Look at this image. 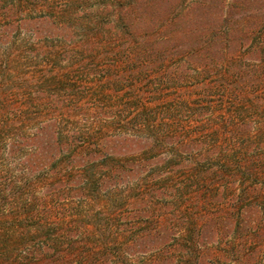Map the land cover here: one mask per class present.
I'll return each instance as SVG.
<instances>
[{"label": "rangeland", "instance_id": "rangeland-1", "mask_svg": "<svg viewBox=\"0 0 264 264\" xmlns=\"http://www.w3.org/2000/svg\"><path fill=\"white\" fill-rule=\"evenodd\" d=\"M103 1L66 4L65 0H53L43 9L18 0H0V178L19 183L28 179V185L40 196L43 184L51 181L52 171L71 169L70 157L86 141L91 139L95 149L105 153L106 144L130 131L134 118L144 110L150 113L151 143L155 145L161 136L167 140L145 153L140 146L128 143L117 154V162L128 170L126 178L114 187L120 189L107 196L118 201L105 214L114 218L112 224L123 226L127 215L140 207L129 204L130 187L135 189L131 197L157 183L160 187L180 184L186 194L192 190L188 186L190 174L184 171L189 163L199 161L203 170L224 167L225 173L257 159L254 164L259 174L254 173L252 180L229 181L220 172L211 189L214 208L236 203L239 208L232 209V216L248 217L246 204L259 200L244 191L261 183L264 171V0H209L210 4L198 10L202 20L193 26L196 35L183 34L191 29V23L183 25L181 14L192 11L200 3L197 0H178L181 12L174 27L163 21L165 13L144 6L140 16L146 18L130 29L136 32L133 39L128 38L132 32L124 29L123 33L117 25L119 10L111 12V20L105 11L100 12ZM167 2L158 8L167 11ZM151 13L153 21L148 19ZM222 23L231 26L227 35L231 47L223 54L218 50L224 46L221 40L227 42L223 34L217 37L214 50L190 51L203 39L198 34L216 30ZM135 40L139 44L135 45ZM144 43L152 50L150 56L135 50ZM214 57L218 59L213 61ZM220 58L243 68L222 71L216 64ZM74 131L81 132L78 139L70 140ZM55 136L58 146L51 142ZM185 142H191L193 148L181 156L178 145ZM174 153L179 156H171ZM227 157L232 165L223 166ZM184 159L188 163L182 162ZM168 169L174 171L170 179L153 181L159 175L167 176ZM173 191L172 187L167 193L160 190V196L145 206L143 214L161 215L172 201ZM102 205L97 203L94 209L86 205L84 209L100 211ZM56 216L42 222L50 224L51 238L65 243L66 224L56 227ZM66 217L65 223L72 221ZM38 222L41 219L25 223L23 244L12 256L19 257L21 264L24 260L26 264H47V259L50 264L58 259L69 264L72 258L67 246L61 244L45 252L41 248L44 235L29 232V225ZM76 233L82 239L86 231L81 228ZM151 250L137 259L143 261L157 253V249Z\"/></svg>", "mask_w": 264, "mask_h": 264}, {"label": "trees", "instance_id": "trees-1", "mask_svg": "<svg viewBox=\"0 0 264 264\" xmlns=\"http://www.w3.org/2000/svg\"><path fill=\"white\" fill-rule=\"evenodd\" d=\"M165 1L104 0L100 12L105 11L107 20H111V12L119 10L121 15L115 20L123 33L125 31L132 32L130 31L132 25L139 19L146 18L140 16L144 6L154 7L156 11L160 10L162 15L165 13L163 21L167 22L169 27H174L181 12L178 7L180 3L178 0H167L169 9L165 11L158 8ZM18 2L20 4L24 2L29 6L34 4V7L39 6L48 9L49 3H52L53 0H18ZM65 2L66 4H74L75 0H65ZM197 2L200 3H197L192 11L189 10V12L181 14L185 21L183 25L188 22L191 23V29L185 27L186 30H189L183 34L192 32L196 35L193 26L199 25V21L202 20V14L198 10L202 6L210 4L211 1L197 0ZM30 9L28 8V10ZM151 17L153 14L149 15L148 19ZM151 20L153 21V18ZM194 20L198 23H194ZM230 28L231 26L222 23L216 30H211L206 34H198L203 39L197 42L196 48L191 47L190 51L214 50L218 42L217 37L223 34L227 36L230 33ZM124 29L126 30L124 31ZM131 35L136 36V32H132L128 36V38L133 39L134 37ZM228 39V36L224 39L228 43L221 40L224 46L218 47L222 54L227 50V46L233 45ZM130 43H132L131 40ZM135 43L137 45L139 41ZM141 46L143 48H136L135 50H140V54L144 52L150 56L152 50L148 48V45L144 43ZM262 48L264 50V45ZM217 59L214 57L213 61ZM216 64L222 66V71H229L230 68L234 67L243 68L242 64L236 65L231 61H226V59H221V62ZM1 67L3 68V65ZM204 67L207 66L204 65ZM134 121L130 131H126L122 136H115V139L106 144L105 153L96 150L95 143H91V139L86 141L87 144L70 157L74 166L71 169L55 168L50 176L51 181L43 184L44 191H41L40 196L37 195L36 189L28 185V179L19 183L13 179L0 178V264H21L20 258L12 255L17 254L23 244L22 230L27 228L26 222L40 219V223L29 225V232L44 235L45 241L41 248H44L45 252L49 253L61 244L67 246L72 258L69 264H264V171L261 172L262 184L256 182L257 184L249 185L246 187V192L244 191L245 195L251 194L259 201L253 200L246 204L250 214L243 219L238 214L235 217L232 216V209L239 208L236 203L230 205L229 203L217 204L214 208L212 198L215 194L211 190L213 189V178L220 172V174L228 176L229 181L244 183V177L252 180L254 173L259 171L254 164L257 159H253L247 165H235L234 168L225 173L224 167L222 169L209 167L203 170L199 167L201 164L199 161L189 163L184 167V171L190 174L188 186L192 190L186 194L183 191V186L178 187L180 184H168L167 187H160L157 183V185L153 184L148 191L135 193L131 197V193L135 189L130 187L128 189L130 193L128 202L130 205L138 204L140 207L136 212L131 211L129 213L131 217L129 214L127 215L123 220V226L117 223L115 226L112 224L111 221L114 218L109 217L108 219L107 211L116 207L118 201L114 197L111 199L107 196L112 194L111 192L114 190L120 189V187H116V189L114 187L118 186L119 180L126 178L128 170L117 162L119 161L117 154L124 150L128 143L131 146L133 144L140 146L141 152L145 153L162 144H157V142L167 140L166 137L161 136L155 145H153L154 142L151 143L150 139L153 138V135L150 113L147 111H141L134 118ZM80 132L74 131L69 139H78ZM142 132L143 134H141ZM51 142L55 146L60 143L56 136L51 138ZM178 147L181 149L179 155L184 156L192 151L193 145L191 142H185ZM176 155L179 156L178 153L171 156ZM182 162L188 163L185 159ZM224 162L223 166H229L231 159L227 157ZM173 173L174 171L168 169L167 176L159 175L153 181L158 182L165 177L170 179L169 177L173 176ZM171 187L174 188V193L171 197L172 201L164 207L166 211L154 217L144 215L143 210L147 212L145 206L160 196V190L164 189L167 193ZM176 189L178 190L177 193ZM201 195H203L202 199ZM197 198L201 202H198ZM185 199L190 200L186 201ZM97 203L103 204L104 208L100 211L84 209L86 205L94 209ZM142 205L144 206L142 207ZM52 215H57L56 227L59 226L60 228L66 224L63 239L67 238L68 240L65 243L51 238L48 232L50 224L42 222L51 218ZM66 216H70L72 221L65 223ZM115 227H118V231L114 230ZM137 227L140 230L134 229ZM81 228H84L86 233L82 239H79V234L76 233L75 235V232L80 231ZM230 231L233 233L229 235ZM155 245L159 247L155 248ZM151 249H157V253L151 257H145L143 261L137 259L139 254L151 252ZM31 253L34 254L35 252L32 251ZM47 261L49 262L47 264H50L51 260L47 259ZM25 262L27 261L24 260L22 264H26ZM57 262L58 264H68L65 260L58 259Z\"/></svg>", "mask_w": 264, "mask_h": 264}]
</instances>
